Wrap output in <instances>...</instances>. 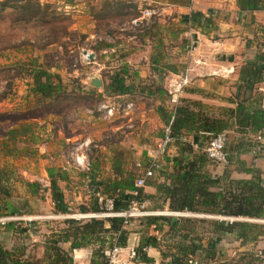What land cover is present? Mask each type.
Here are the masks:
<instances>
[{"label": "crops", "instance_id": "1", "mask_svg": "<svg viewBox=\"0 0 264 264\" xmlns=\"http://www.w3.org/2000/svg\"><path fill=\"white\" fill-rule=\"evenodd\" d=\"M38 1L57 6L67 4L69 8L66 10L70 9V16L83 37V46L75 48L76 55H80L81 51L92 55L87 62L76 63L78 68L72 64L68 70L43 66L60 78L70 77L67 82L61 79L65 84L76 80L81 89L79 95L87 96L86 91L91 90L92 98L55 101L40 110V104L34 101L30 92L31 78L28 74H22L15 81L16 90L13 89L19 96L0 100L2 111L13 109L17 113L15 119L3 121L6 129L0 136V160L4 162L0 167L3 165L9 181L16 172L23 175L21 180L8 181L7 186L11 192L16 189L23 191L24 203L27 197H39L47 203L46 211L32 213L21 210L17 202L12 201L19 211L14 215L18 217L15 220L20 221V227L25 228L29 236L37 235L38 220L46 216L60 218L57 215L61 213L52 212L47 169H59L65 173V179L58 180L57 184L64 202L71 208L85 204L84 200L87 203L91 194L105 197L101 193V182L117 179L119 174L125 176L136 168V163L146 164L148 151L160 137L161 127L165 124L162 117L171 113L164 91L166 77L177 73L187 63L185 45L189 39L195 42L194 53L205 59V65L198 68L197 75L191 74L178 103L190 101L217 116L226 114L238 100L245 98L252 107H260L264 112V72L250 91L245 89L238 77L243 63L255 62L264 66V0H258L254 9H239L235 0H118L128 16L118 21L110 8L116 0ZM105 2L109 5V12L102 17L100 8ZM143 8L155 11L147 24L135 32L123 29L124 22L138 16ZM191 12L201 15L195 25L184 20ZM68 50L70 57L74 49L69 47ZM1 59L4 62L12 61L6 53ZM218 67H232L233 71L225 76L207 74V71ZM120 70H124L128 91L119 95L103 92L102 78ZM92 78H97L100 85H92ZM128 101L134 105L130 112L110 119L100 117L99 104ZM19 113L27 114L20 117ZM11 129L13 131L9 135ZM255 134L249 133L236 143L227 140L226 149L229 146L232 148L228 166L224 170L211 163L207 170L212 176H224L227 180L254 181L263 189L264 195V153L252 152ZM261 136L264 137V134ZM84 139L89 140V144L83 148L88 162L86 170L74 167L70 158L74 147ZM186 140L193 143L194 149L196 145L204 144L199 139L193 142L192 135H187ZM175 154V146L171 145L166 156ZM167 169L168 165L164 162L160 170ZM27 174L30 178L25 179ZM32 181L41 188L37 194H30L24 185ZM155 181L162 183L164 180L158 178ZM141 190L143 194H155L152 184H145ZM147 202L154 204L150 200ZM73 210L75 213H85ZM196 214L198 216L192 217L245 225L236 230H214L209 224L204 228H193L200 236L201 250L213 254L211 259L201 260V264L233 263L241 257L240 264H247V253L256 250L264 252V221L245 219L264 218ZM228 217L233 219L230 221ZM64 218L67 217L63 216L61 220ZM52 230L55 229L47 228L44 236ZM4 234L9 236L8 233ZM161 247L171 249L169 245ZM151 248L154 249L148 246L147 251ZM24 251L27 253V248ZM194 257L200 261L201 256L197 254ZM89 258V246L71 252V264H89ZM253 262L261 264L258 258ZM135 264L146 263L139 261Z\"/></svg>", "mask_w": 264, "mask_h": 264}, {"label": "trees", "instance_id": "2", "mask_svg": "<svg viewBox=\"0 0 264 264\" xmlns=\"http://www.w3.org/2000/svg\"><path fill=\"white\" fill-rule=\"evenodd\" d=\"M235 1L239 9H254L258 2V0ZM112 6L110 8L116 21L128 17L125 11L123 13L114 12L116 8H124L121 2L116 0ZM57 7L55 4L41 3L38 0H0V18L2 13L10 8L15 12L16 17L14 18L18 21L36 20L50 23L57 19L59 13L56 10H62ZM100 10L102 17L108 14V3H102ZM62 12L64 11L62 10ZM200 16L198 12H191L184 20L190 25H195L199 22ZM262 72H264L263 65L246 62L240 66L238 77L245 89L250 91L261 78ZM21 74H28L31 78L30 92L34 101L40 104V110L55 101L92 98L91 90L86 91L87 96L79 95L81 89L76 80L65 84L56 73L50 72L47 67L32 65ZM125 78L124 70L114 71L103 77V92L108 95L125 94L128 91ZM82 92L84 91L82 90ZM2 98H4L3 95L0 100ZM26 114L20 115L19 113L18 116L22 117ZM162 119L164 123L170 119V130L173 136L171 145L175 146L177 154L171 157L163 156V161L168 165V169L158 170L145 181V184H152L155 188L153 195L143 194L141 188L136 190V195H132L131 191L134 190L132 181L138 171L137 167L125 176L119 174L117 179L101 182V193L112 199L114 210L126 208L129 201L135 198L154 202L151 205L153 208L166 207L173 211L264 218L263 189L259 188L254 181L227 180L224 176H212L208 172L207 166L215 163L206 157L202 150L204 144L196 145L197 147L194 149L193 143L186 140L187 135H192L193 142L199 139L200 143H205L211 134L219 131L231 134L230 139L235 143L240 142L241 137L246 138L249 133L263 135L264 112L262 108L252 107L245 98H242L226 114L216 116L202 110L199 104L181 101L175 106L172 115L171 113L163 115ZM12 131L13 129L9 135ZM231 149L230 146L226 149L225 145L229 162ZM228 164L223 167L224 170ZM47 177V189L53 213L69 214L73 209L80 212L101 210L100 203L92 194L85 203L86 205L80 204L75 208H70L64 202L63 193L57 184L58 180L65 179V173L59 169L51 168L47 169ZM9 178L8 173L3 167H0V216L4 217L19 214L18 207L10 201L11 192L7 186ZM158 178H163L164 181L158 183L155 181ZM24 185L30 194H37V190L41 189L35 181L25 182ZM95 188L97 189V187ZM95 188L93 190H96ZM59 223L61 225L59 228L52 230L49 235L44 237V240L40 241L43 255L42 258L35 259H31L25 253L23 245L16 246V240L20 235H28L26 229L20 227V221L10 219L0 223V264H71L72 250L85 246L90 247L89 264H101L103 248L113 242L123 246L128 235L127 225H124L119 217L87 219L67 217ZM139 223L145 227L152 226L158 231L159 236H162V239L171 240L170 250L168 247L162 249L159 242L157 243L160 264H192L193 262L201 264V260L211 259L213 254L201 250L200 236L195 233L193 228H204L203 226L206 224H209L214 230L219 228L236 230L239 226L245 227V225L234 221L226 223L193 217L171 219L163 216H148L139 220ZM1 231L8 233L9 236H5ZM155 241L154 237H148L144 233L139 236L137 249L139 261L144 263L152 261V258L147 257L140 248L143 246L155 247ZM197 254L201 256L200 261L192 258ZM241 258L227 264H240ZM246 258L247 264H251L257 259L255 253H247Z\"/></svg>", "mask_w": 264, "mask_h": 264}, {"label": "built area", "instance_id": "3", "mask_svg": "<svg viewBox=\"0 0 264 264\" xmlns=\"http://www.w3.org/2000/svg\"><path fill=\"white\" fill-rule=\"evenodd\" d=\"M57 8H61L64 12L69 8L67 4L61 3L58 4ZM155 13L152 8H143L141 9L138 16L129 19L127 22H124L123 29H127L131 32L139 31L142 27L147 24L148 19ZM195 51V42L192 39H189L185 45V55L187 63L180 69L177 73L171 74L166 77L164 84V91L167 97V101L171 107V115L178 104L179 96L182 91L188 86L190 82L191 74H198V68H203L205 65V59L201 55H196ZM88 52L85 54L82 53L74 58V62L84 63L87 62ZM74 66L75 64L72 63ZM232 67L228 68H216L207 71L209 75H220L225 76L228 73L232 72ZM134 105L131 101L128 102H117L110 104H99L98 109L100 110V117L102 119H110L115 115L125 114L130 112L133 109ZM173 141V136L171 135L170 130V119L161 127V135L154 145L149 149L147 155V162L143 166L140 163H136L137 173L133 178L132 186L134 188L131 191L132 195H136L138 189L142 188L145 185V181L152 177L155 172L161 169L163 161V156L166 155L168 148L170 147ZM227 142V135L225 131H219L215 134H211L208 140L203 145V151L206 157L214 162L220 167H224L228 164V155L225 150V145ZM89 144L88 139H84L79 142L75 147L70 158L74 167L78 169L86 170L88 168L87 157L83 153V148ZM79 150V152H77ZM252 152H263L264 153V137L260 134H255L253 136ZM97 201L101 205V210L98 212H85V213H73L70 215H63L64 217H71L73 219H84V218H106V217H119L122 219L124 225L129 226L130 219L134 217H148V216H198L196 213H191L189 211H158L148 208V202L146 200H138L132 198L127 207L124 209H113L112 199L108 197H102L95 193ZM16 216L1 217L0 223H3L6 220L17 219ZM231 221L233 217H228ZM246 220H258L264 221V219L257 218H245ZM158 240V238H156ZM148 246H143L140 248L141 251H146ZM138 237H126L125 243L123 246H119L116 243H112L109 246H105L102 250V262L101 264H135L139 262L138 258ZM255 256L258 258L261 264H264V252L261 250H256ZM258 264V263H251Z\"/></svg>", "mask_w": 264, "mask_h": 264}, {"label": "rangeland", "instance_id": "4", "mask_svg": "<svg viewBox=\"0 0 264 264\" xmlns=\"http://www.w3.org/2000/svg\"><path fill=\"white\" fill-rule=\"evenodd\" d=\"M117 11L123 13L124 8H116L114 12ZM56 12L59 13L56 17L57 19L50 23L36 20L18 21L14 18L16 17L15 12H13L10 8H7L2 13L0 18V98L3 95L4 98L7 97L11 100L19 96L18 93L15 92V81L22 75L21 72H25V70L29 69L32 65H51L54 69L62 67L63 70H68L71 68L70 65L74 63L75 68H78V65L76 62H74V58L77 57L75 48L79 45L83 46V37L78 33L75 21L70 16V9L66 10L65 12H62V10H56ZM47 43L52 45L47 46ZM58 44H60L61 47H58ZM69 47L74 49L72 52V54L75 53L73 54L74 56L70 54V57H68ZM4 53L8 54L10 60L12 61L4 62L1 59ZM68 78L70 77H63L61 79H63L64 82H67ZM1 109H3V105L0 106V136L5 132L6 129V124L3 121L14 119L17 115L13 109L7 111H2ZM226 135L227 140H229L231 134L229 135L226 132ZM12 147L13 146H11V148ZM0 151H2V148H0ZM3 162L4 160H0V164ZM1 167H3V165ZM24 177H26L25 179L30 178L28 174ZM11 178L12 181H9L10 183L23 179V175L19 174V172H16V174H13V177ZM23 199V191L16 189L15 191L11 192L10 201L17 202V206L23 211L35 213L44 212L47 209V203L45 199L39 197H27L25 203ZM20 201H23V203ZM84 202L86 203V200H84ZM147 206L150 209L158 211H169L164 207L153 208L151 207L150 203ZM73 213H75L74 210H72V212L69 214H58L57 217L60 218H51L46 216L45 219L38 220L39 223L37 235H20L16 240V246L23 245L24 248H27V254L31 257V259L42 258L43 247L40 241L44 240V233L47 228H59V220L62 219L63 215H70ZM163 217H168L171 219L178 218L176 216L170 215H163ZM142 218L144 217H134L130 219V224L126 227L128 230V237H132L134 234V236L139 238V236L143 235V233L148 237H154L156 240L155 247H153L154 249L151 248V250H146L147 252H145L147 257H152V261L146 264H160L159 254L157 252V243L159 242L161 247L164 245H170L169 243L171 240L162 239V236L160 237L158 231L152 226H141L139 220ZM8 242H10V240H8ZM192 258L196 259L194 256Z\"/></svg>", "mask_w": 264, "mask_h": 264}, {"label": "water", "instance_id": "5", "mask_svg": "<svg viewBox=\"0 0 264 264\" xmlns=\"http://www.w3.org/2000/svg\"><path fill=\"white\" fill-rule=\"evenodd\" d=\"M82 53L85 54L86 51H82ZM91 56L92 55L90 53H88V59H90ZM91 84L94 85V86H99L100 85V81L97 78H92Z\"/></svg>", "mask_w": 264, "mask_h": 264}]
</instances>
